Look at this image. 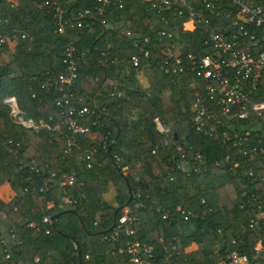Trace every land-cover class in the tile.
<instances>
[{
    "label": "trees",
    "instance_id": "obj_1",
    "mask_svg": "<svg viewBox=\"0 0 264 264\" xmlns=\"http://www.w3.org/2000/svg\"><path fill=\"white\" fill-rule=\"evenodd\" d=\"M59 3L69 15L74 7L90 8L92 13L84 18L82 26L66 27L59 33L55 31L52 4L17 0L11 6V0H0V35L6 36L0 53L13 50L8 60L0 61V183L9 180L20 190L28 187L27 192L7 202L0 198V212L5 213L0 218V264H109L107 251L125 247L126 238L112 244L104 236L115 228L121 207L127 202L132 205L129 194L137 188L142 191L144 207L133 208L139 218L134 239L152 246V264H219L223 245L247 253L250 264H264L263 259L252 257L255 241L264 238V221L249 225L254 208L264 198V171L257 165L264 163V158L250 154L255 162L249 175L248 161L241 157L244 186L215 166V160L231 151L221 144V122L214 130L199 131L192 126L200 79L188 68L189 63L181 72L173 71L170 61L165 62V46L171 43L180 44L184 52H210L209 32L214 31V24H203L193 31L175 28L172 21L158 17L142 0L122 9L109 5L102 13L98 12L101 3L97 0ZM103 17L106 23L101 22ZM125 25L138 38L165 31L161 41L150 44L149 56L141 57L142 66L137 69L132 65V56L139 54L140 42L135 45L136 37L122 34ZM22 30L28 36L21 37ZM70 40L85 53L71 100L89 109L95 103L97 111L80 122L108 133V137L103 145L89 135H78L72 153L64 154L62 136L55 139L56 135L48 130L25 128L15 121L5 100L15 98L18 108L35 121L50 115L60 118L54 79L64 70L62 52ZM139 73L146 78V85L138 80ZM112 77L114 84H102ZM114 86L123 90V97L116 92L108 94ZM155 118L170 128L169 135L159 132ZM177 145L186 152L187 146L197 148L208 162L207 170L172 171L170 167L180 159ZM87 149L97 160L90 169L76 158ZM31 160L40 172L20 167ZM163 163L168 168L161 166ZM47 169L59 176L75 174L76 203L60 204L57 188L38 191ZM169 173L176 180L165 181L163 175ZM102 182L113 184L116 205L103 201L99 188ZM243 190H247L246 195ZM251 192L255 200L247 203ZM177 206L190 210V217L184 219ZM59 212L51 223L43 221L44 215L52 217ZM160 234L162 242L157 238ZM235 235L239 241L229 244ZM192 245L195 247L190 249ZM6 252L10 254L8 259L4 258Z\"/></svg>",
    "mask_w": 264,
    "mask_h": 264
},
{
    "label": "built area",
    "instance_id": "obj_2",
    "mask_svg": "<svg viewBox=\"0 0 264 264\" xmlns=\"http://www.w3.org/2000/svg\"><path fill=\"white\" fill-rule=\"evenodd\" d=\"M101 3L98 12H104V8L115 5L122 9L136 2V0H97ZM153 8L158 17L172 21L175 28L193 31L203 24H214V31H210V52L205 54H194L191 51L184 52L180 44L171 43L165 46V53L168 59L174 64L173 71H184L187 64L193 70L201 82V87L195 90L196 105L194 115L191 119L192 126L197 130H214L217 123L221 122V144L229 146L230 152H226L221 159H217L214 165L221 168V171L228 176L235 178L241 186L245 185L241 177V157H246L249 166V175L253 172V157L250 154H257L264 158V1L253 3L249 0H142ZM17 0H11V6H15ZM175 3V4H174ZM43 4H52L53 17L56 24V32H65L66 27L82 26L84 18L92 13L90 8L74 7L69 13L59 3V0H43ZM72 13V16H71ZM216 20V21H215ZM106 23L105 18L101 19ZM14 28L13 31H17ZM122 34L128 37H136L135 45L139 44V54L132 56V65L137 69L142 66V58L150 54V44L161 41L165 31L159 30L149 36L138 38L132 29L125 25L122 27ZM28 36L26 30H22L21 37ZM6 41L5 35H0V44ZM207 41V40H206ZM85 53L79 51L72 40L63 48L62 62L64 70L59 72L54 79L58 88L56 105L60 109V118L54 115L47 119L40 118L37 121L31 117L24 118L22 111L18 108L15 98L10 97L5 100L12 109L15 121L35 132L48 130L54 133L55 139L62 136L61 149L64 154L72 153L77 146L78 135H89L98 144L105 145L108 133H103L99 129L92 130L89 125L80 122L81 118L87 114L91 115L97 106L94 103L93 109L88 106H79L72 102L73 91L78 81V70L84 61ZM187 63V64H186ZM168 71V68H166ZM129 73V69L126 70ZM138 76H142L139 73ZM113 77L103 80L102 84H114ZM141 82V81H140ZM44 82L42 84L45 85ZM124 96L123 90H118L116 86L108 94ZM31 96L35 92L31 91ZM97 111V110H96ZM211 113L212 117L211 118ZM211 120V123L209 124ZM156 128L164 134L169 135L170 128L163 125L158 118L154 119ZM211 125V126H209ZM212 134V133H209ZM165 143L167 140L165 139ZM188 152L183 151L181 145L176 149L180 151L179 161L170 169L176 172L190 173L205 172L208 162L197 148L190 145ZM156 149H152L155 153ZM84 168L90 169L97 164V160L92 150H84L76 156ZM251 165V166H250ZM260 169L264 171V163L259 162ZM27 166L33 172H40L34 160L21 164L20 167ZM160 175L162 173L157 171ZM176 176L169 173L163 175L165 181H174ZM264 180V176L262 177ZM75 174L62 173L60 176L54 170L47 169L44 182L38 187L42 192L45 188H57L60 190V204L76 203L73 196V186ZM23 191L27 192L28 187ZM247 190L242 193L246 195ZM133 203L125 204L121 207L115 228L104 236V239L112 244L119 242L122 237L126 238L125 251L127 264H152V246L146 242L134 239L136 229L135 224L139 221L138 216L133 213V208L144 207L142 201V191L137 188L132 193ZM255 200L254 194L246 199L247 203ZM241 203V207L244 206ZM184 219L191 215L190 210L180 206L176 207ZM5 213L0 212V218ZM43 221L51 223L53 221L50 214L43 216ZM264 221V198L258 201L254 208V215L249 219V225L255 226ZM33 225V223H31ZM48 233L49 229H45ZM222 235V231H221ZM159 242L163 241V236L158 237ZM3 241V239L1 238ZM229 244L239 241V236L235 235L229 240ZM218 248L215 249L217 251ZM223 259L219 264H250V257L247 253L229 245L221 246ZM87 257V255H86ZM252 257L264 260V238H258L252 247ZM4 258H10L6 252ZM28 264V263H23Z\"/></svg>",
    "mask_w": 264,
    "mask_h": 264
},
{
    "label": "crops",
    "instance_id": "obj_3",
    "mask_svg": "<svg viewBox=\"0 0 264 264\" xmlns=\"http://www.w3.org/2000/svg\"><path fill=\"white\" fill-rule=\"evenodd\" d=\"M138 80L141 81L142 84L146 85V78L142 76H138ZM163 166L165 169L168 168L166 163H163ZM160 170L157 168V171ZM99 188L102 193V199L103 201L116 205V191L113 187V184L111 182H102L99 184ZM23 190H20L17 187H13L9 180L3 181L0 183V198L1 200L7 202L11 200L14 197L21 196L23 194ZM53 205L52 202H49V206ZM195 246L192 245L189 248H194ZM124 247H120L117 251L115 250H109L107 251L106 257H107V263L109 264H127V255L125 251H123Z\"/></svg>",
    "mask_w": 264,
    "mask_h": 264
},
{
    "label": "rangeland",
    "instance_id": "obj_4",
    "mask_svg": "<svg viewBox=\"0 0 264 264\" xmlns=\"http://www.w3.org/2000/svg\"><path fill=\"white\" fill-rule=\"evenodd\" d=\"M11 48V47H10ZM13 50L12 48L9 49L8 51H5L3 53H0V61H6L9 59L10 55L12 54ZM127 170H124V172L126 173Z\"/></svg>",
    "mask_w": 264,
    "mask_h": 264
},
{
    "label": "water",
    "instance_id": "obj_5",
    "mask_svg": "<svg viewBox=\"0 0 264 264\" xmlns=\"http://www.w3.org/2000/svg\"><path fill=\"white\" fill-rule=\"evenodd\" d=\"M16 102V101H15ZM22 116L24 117V118H27L28 117V114L27 113H22ZM117 138V136L115 137V139ZM131 197H132V194L130 193L129 194V198H128V201L131 199ZM128 203V202H127ZM62 212H64V211H62ZM62 212H59V213H57V214H55V215H53L52 216V219L54 220L59 214H61Z\"/></svg>",
    "mask_w": 264,
    "mask_h": 264
}]
</instances>
